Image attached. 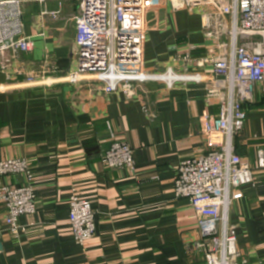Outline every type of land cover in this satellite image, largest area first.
Masks as SVG:
<instances>
[{
  "label": "crops",
  "instance_id": "0c3cea01",
  "mask_svg": "<svg viewBox=\"0 0 264 264\" xmlns=\"http://www.w3.org/2000/svg\"><path fill=\"white\" fill-rule=\"evenodd\" d=\"M151 1L145 69L188 77L173 86L145 81L132 95L104 93L92 75L66 81L77 65L73 16L79 0L23 4L24 34L35 45L8 66L0 63V161L30 162L37 208L19 218L17 236L3 231L0 264H206L196 248L202 239L198 217L188 199L176 196L174 185L181 161L209 151L204 117L218 115V94L227 93L210 61L222 49L206 37L199 10ZM194 46L199 47L191 51L195 63L209 61L188 69L183 57ZM27 76L36 83L28 84ZM245 110L233 146L253 180L231 205L229 222L236 226L242 256L257 264L264 263V83L255 86ZM117 139L133 148L135 172L102 162ZM26 182L24 174L0 176V187ZM73 193L90 199L95 211V236L83 245L69 230ZM6 216L0 202L1 230Z\"/></svg>",
  "mask_w": 264,
  "mask_h": 264
},
{
  "label": "built area",
  "instance_id": "2783aa9c",
  "mask_svg": "<svg viewBox=\"0 0 264 264\" xmlns=\"http://www.w3.org/2000/svg\"><path fill=\"white\" fill-rule=\"evenodd\" d=\"M28 1L0 0V63L8 66L20 54L32 51L34 41L24 34L23 4ZM174 10H199L203 30L214 39L222 52L211 59L212 73L227 89L218 94V115H206L202 134L209 145L206 154L184 159L178 166L174 192L186 198L198 217L202 239L196 248L205 254L206 264H248L237 246L236 226L229 222L233 202L244 196L242 187L253 180L252 170L234 151L233 139L243 129L247 118L245 104L251 102L255 86L264 83V0H170ZM151 0H79L75 22L76 69L66 81L77 83L92 75L107 94L124 91L132 95L138 86L149 80L163 81L169 86L187 74L171 69L151 73L145 69L144 45L146 17L153 7ZM52 12L53 15L58 14ZM262 39L256 40V37ZM183 60L202 66L209 59L195 63L191 51ZM175 75L172 81L157 76ZM194 81L200 78L192 76ZM42 80V79H41ZM40 80V82H41ZM28 84H35L27 76ZM211 95V91H210ZM102 162L108 168L136 171L133 148L115 140L105 152ZM26 175L27 182L0 187V202L7 216L3 231L19 234V218L36 212L34 174L26 159L0 161V176ZM69 230L78 244L95 236V211L91 200L73 193L69 200ZM264 264V263H257Z\"/></svg>",
  "mask_w": 264,
  "mask_h": 264
},
{
  "label": "rangeland",
  "instance_id": "374dc122",
  "mask_svg": "<svg viewBox=\"0 0 264 264\" xmlns=\"http://www.w3.org/2000/svg\"><path fill=\"white\" fill-rule=\"evenodd\" d=\"M257 38H261L262 39V37H260V36H258Z\"/></svg>",
  "mask_w": 264,
  "mask_h": 264
},
{
  "label": "water",
  "instance_id": "95a60500",
  "mask_svg": "<svg viewBox=\"0 0 264 264\" xmlns=\"http://www.w3.org/2000/svg\"><path fill=\"white\" fill-rule=\"evenodd\" d=\"M0 246H1V243H0Z\"/></svg>",
  "mask_w": 264,
  "mask_h": 264
},
{
  "label": "bare ground",
  "instance_id": "6f19581e",
  "mask_svg": "<svg viewBox=\"0 0 264 264\" xmlns=\"http://www.w3.org/2000/svg\"><path fill=\"white\" fill-rule=\"evenodd\" d=\"M98 217V216H97Z\"/></svg>",
  "mask_w": 264,
  "mask_h": 264
}]
</instances>
